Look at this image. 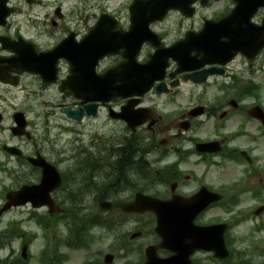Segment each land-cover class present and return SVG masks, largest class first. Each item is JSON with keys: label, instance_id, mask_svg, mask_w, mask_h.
I'll use <instances>...</instances> for the list:
<instances>
[{"label": "flooded vegetation", "instance_id": "af4514ba", "mask_svg": "<svg viewBox=\"0 0 264 264\" xmlns=\"http://www.w3.org/2000/svg\"><path fill=\"white\" fill-rule=\"evenodd\" d=\"M135 0H0V38L6 37L9 39H15L18 41L20 36H25L29 33V41L33 43L35 49L38 52H46L54 48L64 38L72 32L77 41H81L82 38L88 33V31L97 23L98 18L93 13V17L84 19L77 13L74 14L76 20L70 25V20L66 18V15L62 12L64 10H97L106 8L107 11L114 17L116 26L112 28L113 32L125 31L129 25L128 10L130 5ZM106 3V5H105ZM231 3L226 6L227 16L231 10ZM115 10V11H114ZM62 12V13H61ZM103 11H99V14ZM98 14V15H99ZM178 13H170L169 18L173 19L169 22L168 29L166 31L157 32L165 47L171 43L167 42V32L174 33L172 41L176 40L178 35L182 32L181 22L178 21ZM222 16V15H221ZM180 17V16H179ZM223 17H220L223 18ZM183 21V19L180 17ZM263 16L260 13L254 14L252 17L247 16L245 21L248 20L251 23L261 24ZM166 21V20H165ZM157 23L155 25H159ZM193 23L190 22L189 27H192ZM248 29V28H247ZM148 50V54L154 51V49L146 44L143 46L142 53ZM0 48V56L6 55ZM123 50H118L117 54L105 58L101 63L99 71L103 72L111 70L122 63ZM145 59H139L140 63H143ZM168 70L165 72L164 77L167 85L172 81V73L175 71V64L168 61ZM69 62L64 58H57L55 60V68L57 73V83L55 85L43 84L40 77L33 75H26L25 81H17L14 83L15 92L19 96L27 94H33L35 91L46 105L49 102L44 100L48 97L56 99L58 102L55 105H62L69 107L73 110L84 109V105L80 100L74 98H63V94H59V87L62 81L66 78L69 71ZM7 80H10L9 75L6 76ZM140 79V76H139ZM214 85H224L231 88L234 92L236 90L240 95L236 99L237 108L231 107V100L223 101L221 104V110L219 112L220 120L215 121L212 125V131L220 134L219 136L212 135L216 138L221 145V151L217 155L202 154L199 155L195 152L193 145L186 146L191 156H197V165H203L205 159L211 156H217L220 158L223 156L225 150L236 143L237 141H243L248 145L255 147L254 157L255 161L250 162L251 170L257 175L261 181H264V127L261 122L249 115V110L253 106H260L264 111V48L260 54L255 57L254 60L248 61L241 54L235 55L234 58L225 67L224 77L212 78L210 80ZM9 90H13L10 86ZM7 92V91H6ZM11 92V94H15ZM252 92H256L253 95ZM55 96H57L55 98ZM136 99H121L117 98L111 100L105 104H98V116L105 115V124L111 129L108 131L106 137V144L101 145L97 139H94L98 135L97 132L89 131L88 139L91 140L90 145L84 146V158L83 168L86 173L80 178L84 183L92 185L95 195H98L101 200L109 202L111 204V210L120 214L121 217L127 219L124 227L131 224L135 227L132 234H143V224L138 221L142 216L136 214H124L121 211V206L125 203L133 201L137 194L148 195L152 192L146 193L145 183V160L143 154L146 152L144 145V137L146 131H150V136L161 133L179 132V127H186L187 125L176 124L166 125L165 121L160 122L159 117L154 118V125L149 127V123L144 124L141 128L136 129L133 136L130 135L127 124L123 120H115L114 117H123L124 115L132 117L136 120H141L147 115H150L149 109H152L150 105L145 102V98L140 100L139 104H135ZM125 108H127L125 110ZM153 110V109H152ZM31 112V109L27 113ZM189 113L185 112L180 115L179 120L181 122L189 124ZM87 117V115H85ZM8 118V114L5 110L0 109V125ZM170 118H176V116H170ZM162 123V128L160 127ZM191 123V122H190ZM121 128V130H120ZM143 128V129H142ZM146 130V131H145ZM178 135L170 134L166 137V144L160 149V155L165 152H169L172 155L178 152L177 147L174 144L177 142ZM159 142V141H158ZM153 151V147H149V152ZM186 165L181 163L178 168L180 172L172 170L167 167L163 171H169L166 173L168 176V184H157L156 189H162L164 194H159V198L168 199L173 193L182 196H191L195 191L187 192L184 190L186 181L195 179L196 175L194 170L190 168L188 174L182 172V166ZM214 168V167H211ZM217 168V167H216ZM240 168L247 169L246 165L240 166ZM218 169V168H217ZM221 172V178L226 177V173H234L235 165L233 162H225L223 167L219 169ZM244 179L243 181H246ZM174 189V192L171 191ZM227 187L224 185H214L212 190L218 192H225ZM91 191H85L81 194L83 199L87 200L89 196L94 195ZM259 195V194H258ZM240 197L242 196L239 195ZM64 199V196L61 197ZM257 207H260L264 211V184L260 191ZM213 211V209H212ZM130 219V220H129ZM131 241V237L129 238Z\"/></svg>", "mask_w": 264, "mask_h": 264}, {"label": "water", "instance_id": "95a60500", "mask_svg": "<svg viewBox=\"0 0 264 264\" xmlns=\"http://www.w3.org/2000/svg\"><path fill=\"white\" fill-rule=\"evenodd\" d=\"M207 33H203V36ZM155 203H152L148 206V208L152 209L157 214V221H158V227L156 229V232L163 238L162 243L159 245V247L168 249L170 251H175L178 253V256L174 259H167V260H158L155 257V248H151L147 250V257L149 258V262L147 264H188L187 258L188 255L193 250V243L195 241V238L183 240V231L185 230V227H187L188 222L191 223L192 218L186 217V213L183 212L180 215L173 212L165 213V209H163L162 205L165 203L154 201ZM189 218V219H188ZM192 225V224H191ZM199 230L191 228L192 234L197 233ZM196 241L199 245L205 244L204 246H201L200 248H205L208 244L209 246L214 247V242H210L209 238H205L206 235L202 234L201 232L198 234H195ZM183 245V246H189L187 248L188 251H181L177 247V245Z\"/></svg>", "mask_w": 264, "mask_h": 264}, {"label": "rangeland", "instance_id": "374dc122", "mask_svg": "<svg viewBox=\"0 0 264 264\" xmlns=\"http://www.w3.org/2000/svg\"><path fill=\"white\" fill-rule=\"evenodd\" d=\"M213 96H214L213 90L212 89H208L206 98L211 99ZM152 241H153V238L145 237V239L140 240L138 243H136L135 246L142 245V244H148L149 242H152ZM109 243H110V240H106L105 244L100 246V247H103V246H105V245H107ZM39 248H40V246L38 245V246L35 247V250H38ZM98 248H99V246L95 247L94 250H96ZM87 254H88V256H94L92 250L87 252ZM84 259H85V254L83 252H75L73 255L71 254V263L81 264L84 261ZM128 260H129V262L136 261V256H130L129 255L128 256ZM201 264H209V263L202 262Z\"/></svg>", "mask_w": 264, "mask_h": 264}]
</instances>
